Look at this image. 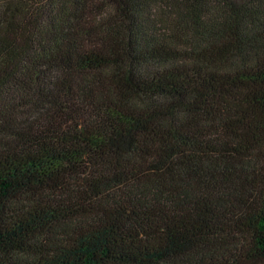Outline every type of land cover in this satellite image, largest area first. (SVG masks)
<instances>
[{
  "label": "trees",
  "instance_id": "obj_1",
  "mask_svg": "<svg viewBox=\"0 0 264 264\" xmlns=\"http://www.w3.org/2000/svg\"><path fill=\"white\" fill-rule=\"evenodd\" d=\"M0 264H264V0H0Z\"/></svg>",
  "mask_w": 264,
  "mask_h": 264
}]
</instances>
